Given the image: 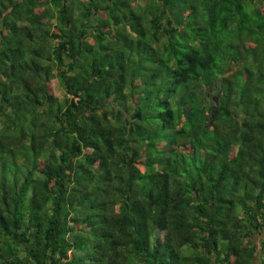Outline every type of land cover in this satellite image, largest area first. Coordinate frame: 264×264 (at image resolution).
Here are the masks:
<instances>
[{
  "label": "trees",
  "instance_id": "16d2710c",
  "mask_svg": "<svg viewBox=\"0 0 264 264\" xmlns=\"http://www.w3.org/2000/svg\"><path fill=\"white\" fill-rule=\"evenodd\" d=\"M0 264H264V0H0Z\"/></svg>",
  "mask_w": 264,
  "mask_h": 264
},
{
  "label": "rangeland",
  "instance_id": "374dc122",
  "mask_svg": "<svg viewBox=\"0 0 264 264\" xmlns=\"http://www.w3.org/2000/svg\"><path fill=\"white\" fill-rule=\"evenodd\" d=\"M55 93L59 96L60 99H63L64 94H63V90L61 89V87H58L57 89H55ZM216 96H217V91H212L211 92V101L214 102L216 100Z\"/></svg>",
  "mask_w": 264,
  "mask_h": 264
}]
</instances>
